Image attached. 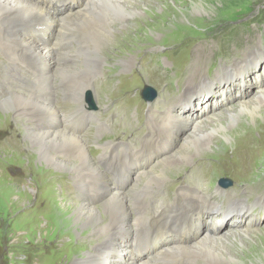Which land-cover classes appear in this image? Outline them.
Instances as JSON below:
<instances>
[{
	"label": "rangeland",
	"instance_id": "rangeland-1",
	"mask_svg": "<svg viewBox=\"0 0 264 264\" xmlns=\"http://www.w3.org/2000/svg\"><path fill=\"white\" fill-rule=\"evenodd\" d=\"M103 4L101 2L100 7ZM131 5L137 10V14L135 17H123L122 20L125 24L121 25L122 27L119 25L120 21L113 22L116 23V26L111 24L115 27V31L111 32V38L107 40L105 48H102L97 42V34L94 30L92 32L95 34L90 32L86 36L87 46L76 48L73 51L74 43L72 42L71 47L68 48L72 51L53 53L61 57L59 62L64 65L86 66L83 69L84 76L82 78L92 77L91 79L94 80L93 88L90 87L92 90L89 91L92 92L95 106L99 108L97 110L99 112L96 111L97 115L104 112L101 117L99 116L100 118L88 122L83 129L77 130L78 133H76L77 123L94 118L91 115L89 119H86L82 113H76L72 119H68L69 111H75L76 107L82 103L88 105L86 102L88 91L84 93L83 100H80L81 95L75 94L68 87L63 90L67 99H63V95L58 94L60 96L56 105L59 104L58 107L64 112L65 117L60 116L59 121L57 120L59 124L57 122L56 124L60 125L61 123L60 126L63 128L66 123L72 124L71 128L65 126L66 129L73 134L85 137L86 151L93 160V164L102 171L103 175L109 176L111 185L115 183L116 186L117 180L125 182L126 185L121 187L124 189L131 182L135 184L142 180L147 170H151L154 166L155 168L160 166V163L157 162L160 160L159 156H155L146 165L144 164L146 161L139 160V152L148 149V145L153 146V150L157 151L160 147L171 149L170 147L173 146V150L165 154L172 155L183 143L181 140H185L190 134L192 127L182 133L174 129L170 132L174 133L176 140L170 139V145L167 141L161 140L151 144L152 136L156 135L155 130L163 128L162 125H166V119L170 118L169 108H175L172 109L174 111L173 118L181 113L190 114L195 110L199 114V118L202 116L203 119L210 118L209 122L211 121V123L217 117L222 118H220L221 121H215L212 125L222 122L227 127L233 125L230 136L214 133V136L209 137L207 143H211V145H208L206 151L201 153L202 157H193L190 163L179 168V171L172 167L169 168V171L176 173L171 175V179L161 182L166 186H164L161 196L156 193L154 207L160 208L165 203L173 205L184 182H192L193 188H199L204 193L207 190L214 191L218 186L221 187L219 183L221 178L231 179L232 185L224 190L229 193L233 192V194L238 192L235 197L249 201L253 207L245 213L247 218L243 221L236 214L227 217L225 219L228 222L226 227L217 236L229 232L232 226H236L237 222H240L242 228L249 232L250 238L244 237V242L240 243L238 239L241 238L235 237L236 242L232 239V242L226 243L225 246L232 254L239 257L240 260L236 264H264V212L258 213L260 205L257 206L255 203L256 200L264 198V116L256 120L253 118L250 120L237 119L234 123L230 122L228 117L229 110H238L241 99L259 94L261 82L264 79V0H136ZM88 9L87 7L81 9L80 15ZM32 21L29 20L28 23H32ZM49 33H51L50 30ZM55 40L56 38L51 37L49 43L53 45L52 42ZM37 41H40L38 37ZM57 51L62 50L57 47ZM1 52L0 70H4L7 79L6 83L2 85L3 93L0 100L6 97L7 88L11 86V83H15L14 80H10L8 70H11L10 73H14L16 76H28L26 68L19 70V74L15 72L11 61L7 60ZM252 52H257L258 56L248 63L244 73L245 81L239 79L237 75H231L238 79L235 82L231 81V76L227 77L226 75L219 80L216 79L217 74L220 75L223 72L222 67L234 65L236 61L245 59ZM69 54H73V56L70 57ZM6 61H9L10 66ZM125 61L128 63H124ZM51 67V70H55L56 66L52 65ZM192 70L197 73L190 77ZM39 75L36 74L30 80L31 93L34 98L36 96L35 99L39 98L43 103H48L53 94L39 91L41 90ZM25 78L19 79L25 80ZM204 78H210L217 84L215 87H213L214 85L206 87L201 97L195 95L197 99H191L193 96L191 91L185 92V90L191 83ZM226 78L229 79L226 80ZM230 81L232 83L227 84ZM67 84L71 83L67 82ZM146 86H151L158 97L155 103L146 102L147 105L144 104V107L141 102ZM60 87L64 88V86ZM18 89L16 88V90ZM19 90L22 91L23 88ZM125 93H130L126 97V102L129 104L121 101L117 106L114 99ZM182 95L183 97H181ZM184 96H186V104L190 107L189 109L181 106ZM200 100L207 102L202 104ZM157 102L158 106L156 107ZM195 102H197L196 105ZM109 105L115 108L116 115L108 112L110 109L107 110V106ZM262 111L264 112V105ZM21 114H17V119L23 120L25 126L28 125V121L30 125H34L33 121L29 120L25 109ZM37 116L39 121H42V114L31 118L37 119ZM15 117L14 112L0 108V264H74L77 258L80 259L85 255L87 247L90 246L86 243L90 239L91 231L89 228H80L75 224L72 207L64 209L65 212L62 216L51 217L48 211L52 208L58 210V208L66 206V201H61L62 197L77 203L89 195H82L81 188L83 187L73 181V179L75 180L74 175H66L52 170L51 167L45 166L36 154L31 155L29 144L25 141L22 122L17 123ZM51 120L52 123L55 122L56 117ZM47 121H45L46 126H51L50 121ZM190 123L196 125L199 124V121L195 119ZM38 125L34 128H38ZM205 127L206 130L209 129V125ZM163 131L165 132L164 128ZM145 142H148V145ZM110 151L111 154L117 155L125 151L124 153H127L125 165L136 161L138 165L134 164L130 167L129 175L127 174L128 169L124 168L123 176L114 180L109 170L110 160H112V157L108 156ZM202 169L203 173L209 175L205 179L201 174ZM84 175L85 171L82 179L87 186L86 181L89 180L90 183L97 184L98 190H100L101 186L91 173L88 174L87 171L86 178ZM124 177L125 179L122 180ZM197 177L204 179L203 185L198 184ZM142 185L146 187L147 184L142 183ZM98 190L97 192H99ZM216 196L213 199H216ZM106 197L97 196V202H93L94 205H101ZM89 199L92 198L89 197ZM138 204L139 207L130 210L132 221L135 223V211H139L141 223H145L146 215L155 212V208L153 210L151 207L147 191ZM141 205L145 207L146 211L144 208H140ZM257 213L258 216L255 215ZM207 218L210 223L206 220L203 221L204 225L200 230V236L210 233V229L213 228L215 221L213 216ZM52 220H55L56 224H49ZM128 229L130 230H125L123 235H125L124 238L129 239L130 247L132 239L138 235V232L132 230V223ZM116 233L120 236V232ZM131 237L132 239H130ZM194 240L195 238L184 245H190ZM137 241H139V237L132 241V246L136 245ZM79 242L85 243L82 248L78 247ZM132 251L133 257L137 256L136 258L141 261L145 258L149 261L155 259L154 262H159L156 252L146 258L138 257L134 248ZM118 264H126V262L122 263L119 260ZM191 264L194 263L191 262ZM196 264L206 263H203L199 258Z\"/></svg>",
	"mask_w": 264,
	"mask_h": 264
},
{
	"label": "bare ground",
	"instance_id": "bare-ground-1",
	"mask_svg": "<svg viewBox=\"0 0 264 264\" xmlns=\"http://www.w3.org/2000/svg\"><path fill=\"white\" fill-rule=\"evenodd\" d=\"M135 1L136 0H0V51H2L1 53H3L7 60L11 61L12 66L15 67V72L24 70V68L28 71V76H16L14 73L11 74V71L9 72V76L11 77L10 80H14L15 83H11V86L7 88L6 97L0 100V108L14 112L17 123L23 121L17 119V114L22 115V110L24 111L25 109L29 120L34 123V125H30L28 121L27 126H25L23 122L21 123L25 131V141L29 144L31 155L36 154L44 165L51 167L52 170H57V172L66 175H74L75 180L73 179V181H76L77 184L83 187L81 188L82 195H89V197L93 199L90 200L89 197L85 196L82 201L75 203L72 200L69 201L62 197L61 201H66V206L58 208V210L52 208L51 210L53 211H48L51 217L62 216L65 210L72 207L75 224L80 228H89L91 231L90 239L86 243L90 246L87 245L86 253L82 257L83 259L77 258L74 264H118L119 260L120 262L122 261V263L126 262V264H191V262L196 264L199 258L206 264H236L240 260L239 257L232 254L225 244L232 242V239L234 240L235 237L237 239L240 237L241 239H238V242L243 243V239L245 240L244 237L250 236L249 232L242 228L243 226L240 225V222H237L236 226H232L229 232L217 236L223 231L224 227H226V223H224V221L218 222L217 219H215L213 228L210 229L211 232L209 231L210 233L201 236L199 234L204 225L203 221L205 220V215L210 214L208 212L209 210H217L221 215L227 217L234 212H242L250 206L249 201H243V198L239 199L235 197L238 192L233 194V192L229 193L226 191L221 197L219 195L220 192H223L222 186V188L219 186L216 187L214 191L207 190L203 193L201 190L199 192V188L195 190L192 182H184L179 189L178 196L174 200L173 205L165 203L160 208L156 209V207H154L156 193L164 190V186H166L165 183L161 182L171 179V175L176 173L175 171H169V168L172 167L178 170L182 166L189 164L193 157H202L201 153L206 151L208 145H211V143H207L209 137L214 136V133L230 136V130H232L233 125L227 127L223 122L212 125L215 121H221L222 118L217 117L213 119L214 122L212 121L213 123H211V121L209 122L210 118L203 119V116L199 118V114H197L195 110L191 111L190 114L181 113L173 118L174 111H171L169 113L170 118L166 119V125H162L165 132L163 128H160V130L157 128L155 130L156 135L153 136L151 144L161 140L163 142L167 141L168 145H170V139L176 140L174 133L170 132L174 129L182 133L186 129L192 127L190 134H187V138L183 141L181 140L183 143L180 144L178 149L172 155L170 154L168 156L165 154L170 153L174 148L173 146L170 147L171 149L160 147L157 151L153 150V146L148 145V142H145L149 150L146 149L143 152H139V155L137 153V155L143 157V160L146 161L144 164L146 165L150 163V160L155 156H159L158 158H160V160H157V162L160 163V166L156 168L154 166L151 170H147L142 180L135 184L131 182V184L124 189L121 187L126 185L125 182L117 180L116 186L113 182L111 183L114 186L111 185L109 176L103 175L102 171L93 164V160L86 151L87 142L85 137L80 134H73L66 129V127L71 128L72 124L66 123V127L64 126V128L60 126L61 123L60 125L56 124L60 116L65 117L64 112L58 107L59 104L56 105V101L61 94L63 95V99H67L63 90L69 87L75 94L81 95L80 100H83L84 93L92 90L94 81L91 79L92 77L82 78L84 76L83 69H85L84 67L86 66H69L59 62L61 57L53 53H64L72 50L58 52V45L63 42V39L68 38L71 40L69 42L73 41L74 43L73 51L76 48L85 47L88 45L86 41L87 34L96 30L97 42L102 48H105L107 46V40L111 38V32L113 30L115 31V27L111 24H115L116 26V23L113 22L120 21L119 25H124L125 23L122 20L123 17H135L137 14V10L131 5L132 2ZM101 2L104 3L103 6L101 5L102 7L99 5ZM84 7L89 9L81 13L83 15L82 17L79 12ZM29 20H33L32 23H28ZM46 27L51 31V37L54 39L56 38L55 42H52L54 43L53 45L49 43L51 33H49L48 39L38 35L37 30ZM37 37L44 38L46 41H37ZM73 54H69V56L72 57ZM256 56H258L257 52H252L248 57H245V59L238 62L236 61V63L234 62V65L222 67L221 69L223 72L220 73L221 76L217 74L218 77L216 79L219 80L223 78L224 75L227 77L237 75L239 79L245 81L246 78L244 73L247 70L248 63ZM94 57L96 58L95 55ZM124 63L128 62L125 61ZM52 65L56 66L55 70H51ZM196 73V71L192 70L190 77L194 74L196 75ZM36 74H40V81H38L41 83V90L39 91H47L53 94L52 99L48 103H43L39 98L35 99L36 96L34 98L31 93L30 80L33 76L35 77ZM21 77L26 78L25 80H21L19 79ZM235 78L236 77L231 76V80L237 81L238 79ZM228 79L229 78H226V80ZM67 82L71 84H67ZM216 84L217 83L210 80V78H204L203 80L191 83L185 92L188 90L191 91L193 95L191 99L195 100L197 99L195 95L201 97L206 87H212V85L215 87ZM261 84L258 95L241 99L238 110L228 111L230 122L234 123L237 119L250 120L253 118L256 120L264 116V112L262 111V106L264 105V79H262ZM60 86H64V88ZM16 88H23V90H16ZM58 94L60 95L58 96ZM181 97H183V95ZM200 102L205 104L207 101L200 100ZM186 103V96H184L181 101V106L189 109L190 107H188ZM194 104L196 105L197 102ZM84 106V103H82L76 107V109H78V111H83L82 107ZM95 107L96 106H94L93 109ZM18 111L21 112L19 113ZM71 112L73 111H69L68 113ZM41 114L43 115V118H41L42 121H39L38 116L37 119L31 118L35 115L41 116ZM82 114L86 119H89L92 115L89 112H83ZM55 117L56 121L52 123L51 118ZM73 117L74 115H71L68 119H72ZM212 118H214V116H212ZM195 119L199 121V124L193 125L190 123ZM45 121H50L49 124H51V126L47 127ZM87 122L88 121L85 120V124ZM57 123L59 124V122ZM206 123L209 125L208 130H206L207 128L205 127L208 126ZM37 125L38 128H34V126ZM96 127L99 128L98 125H96ZM124 152L119 153V155L111 154V151L108 153V156L110 155L112 157V160L109 159L110 168L116 171V173L113 174L115 179L117 174L122 175L123 172L125 173L124 168L128 169L127 174L129 175L130 167L134 165H125L127 153L125 154ZM197 153L199 155L195 156ZM163 155H165V157H163ZM106 157L107 155L105 158ZM102 163L104 164L105 162ZM84 171V178L87 177V171L88 174L91 173L101 186L100 190H98L99 187L97 184L90 183L89 180V182L86 181L88 186L84 183L82 179ZM201 172L205 179L208 174L206 175L205 172L203 173V169ZM204 179L197 180L198 184L203 185ZM141 182L147 184V189ZM97 190L99 192H97ZM102 190L103 192L101 193ZM146 191L151 201V207L153 210L155 208V212L154 214L148 213L145 217L146 222L141 223V215L139 211H135L136 217L134 218V223L131 218L132 215L130 210L139 207L138 203L146 195ZM67 193L69 194V192ZM215 195H217L216 199H213ZM97 196L100 198H104V196L107 197L101 205H94L93 202H97ZM221 200H223V202ZM262 201L264 200H259L257 204ZM49 203L51 204V202ZM223 204H225V207H223ZM140 208H144V211H146L143 205H141ZM212 213L215 212L213 211ZM53 223L56 224V221L52 220L49 222V224ZM131 223L133 227L132 230H137L136 232L139 233H137L138 235L135 234V238L139 237V241L136 243H143L144 248L141 249L142 253L144 254L145 250L147 254H154L156 252V258L159 260L158 263L154 262L155 259L149 261L144 258V260L141 261V259L136 258L137 256L133 257L132 250L135 245L132 246V241L135 238H130L132 241L129 247L128 242L130 241L128 238H124L125 235H123L125 230H130L128 228L131 227ZM116 232H120V236ZM194 238L195 240L191 242L192 244L184 245ZM84 244V242H79L78 247L82 248ZM242 256L243 255H241V257Z\"/></svg>",
	"mask_w": 264,
	"mask_h": 264
},
{
	"label": "water",
	"instance_id": "water-1",
	"mask_svg": "<svg viewBox=\"0 0 264 264\" xmlns=\"http://www.w3.org/2000/svg\"><path fill=\"white\" fill-rule=\"evenodd\" d=\"M156 94H157L156 91L151 86H146V88L143 91L144 98L149 100L153 99L156 96ZM88 102L90 105H93V100L91 97L88 98ZM219 183L224 187H228L232 185L233 182L231 179L221 178Z\"/></svg>",
	"mask_w": 264,
	"mask_h": 264
}]
</instances>
